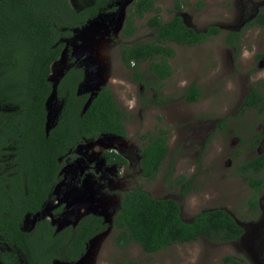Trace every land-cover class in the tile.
Segmentation results:
<instances>
[{
    "label": "rangeland",
    "instance_id": "374dc122",
    "mask_svg": "<svg viewBox=\"0 0 264 264\" xmlns=\"http://www.w3.org/2000/svg\"><path fill=\"white\" fill-rule=\"evenodd\" d=\"M70 2L78 6L77 0ZM131 2L122 0L114 13L100 15L63 39L65 49L51 64L49 79L52 83L58 81L72 56L85 69L82 90L107 85L119 106L132 108L127 112L128 137L123 145L133 160L124 170L104 166L101 157L113 137H105V143L92 141L81 146L82 159L63 166L53 198L40 216L49 218L57 228L74 224L87 213L100 214L110 223L120 193L136 185H142L153 197L177 201L185 221L209 208H224L238 219H245L251 216L248 202L253 193L264 213V169L259 173L241 169L257 152L251 140L262 117L256 108L245 109L241 104L252 87L264 94V27L247 25L257 10L264 9V0H183L179 11L173 10L172 0H155L163 21L181 14L184 23L197 31L210 25L221 29L194 45L167 43L174 50L169 59L171 74L158 91L148 62L138 64L143 73V82H138L133 77L134 69L122 65L119 59L122 43L145 42L153 36L144 17L135 21L137 29L132 37H120ZM229 31L239 33L237 46L228 44ZM245 50L248 57L243 56ZM191 84H196L200 94L190 102L184 96ZM154 98L158 103L153 102ZM47 106L53 120L58 103L51 99ZM221 121L223 129L219 126ZM159 127L167 136L170 157L161 163L154 179L147 182L137 170L135 148L142 136L155 134ZM184 179L192 180L185 193ZM252 179L263 182L258 192L250 185ZM59 205L63 208L55 215ZM249 223L252 224L247 235L254 226V222ZM242 248L237 242L200 238L147 253L134 242L125 248L115 246L110 225L89 241L86 253L74 264H226L225 257L242 253Z\"/></svg>",
    "mask_w": 264,
    "mask_h": 264
},
{
    "label": "trees",
    "instance_id": "16d2710c",
    "mask_svg": "<svg viewBox=\"0 0 264 264\" xmlns=\"http://www.w3.org/2000/svg\"><path fill=\"white\" fill-rule=\"evenodd\" d=\"M121 2L77 0L74 7L70 0L0 1V264H74L85 254L90 239L110 225L115 246L125 248L134 242L147 253L199 236L226 240L241 233L224 209L204 210L185 221L177 201L153 197L142 185L121 193L110 223L97 213H87L76 224L60 229L46 217L31 223L51 199L64 160L76 157L78 145L102 134L125 135L123 118L127 114L108 86L83 92L84 68L74 63L73 57L55 87L48 78L51 64L65 47L63 39L97 16L113 13ZM172 3L173 10H181L183 0ZM159 12L155 0H132L126 9L121 38L132 37L137 29L135 21L144 17L153 34L148 41L122 43L119 48L121 63L133 65L138 82H143L138 64L144 62L149 63V72L157 82L170 76L168 59L174 50L167 43L194 45L221 31L217 25L197 31L187 26L180 14L163 21ZM247 25L264 27V9ZM226 40L237 46L239 33L229 31ZM53 90L58 113L46 131L45 103ZM199 94L196 84H191L185 90V100L196 101ZM242 106L262 113L261 128L251 140V146H259L261 151L243 165L245 171L257 173L264 169V94L252 87ZM219 126L223 129L224 121ZM143 137L147 142L142 147L141 167L144 178L150 180L167 153V136L160 127L155 134ZM262 183L260 179L251 181L254 192ZM248 206L259 211L254 193ZM26 215L30 222L25 227ZM224 261L240 264L232 256Z\"/></svg>",
    "mask_w": 264,
    "mask_h": 264
},
{
    "label": "flooded vegetation",
    "instance_id": "af4514ba",
    "mask_svg": "<svg viewBox=\"0 0 264 264\" xmlns=\"http://www.w3.org/2000/svg\"><path fill=\"white\" fill-rule=\"evenodd\" d=\"M260 10V9H259ZM259 10H257L256 12H258ZM256 12L253 14V18L255 17V15H256ZM181 15V14H180ZM182 17H183V15H181ZM252 18V19H253ZM251 19V20H252ZM121 47V46H120ZM64 49H65V47H64ZM63 49V50H64ZM70 57H72V56H70ZM74 58V57H73ZM170 59V58H169ZM169 59H168V62H169ZM70 60V59H69ZM75 60V59H74ZM121 62V61H120ZM69 63H70V61H69ZM69 63L67 64V66H66V69H67V67H68V65H69ZM74 63H76L78 66H82L83 67V65H81L80 63H78L77 61H74ZM139 64H141V63H139ZM123 65V64H122ZM130 67L132 68V69H134L133 68V65L132 64H130ZM129 67V68H130ZM84 68V67H83ZM85 70V69H84ZM65 71V70H64ZM134 71H135V69H134ZM154 77V76H153ZM169 77V76H168ZM168 77H166V78H164V79H162V80H160L159 82H157V79L154 77V81H155V83H157V85H158V88L156 89L157 91H158V89L160 88V87H162L161 86V83H163V81L165 80V79H167ZM84 80V79H83ZM83 82V81H82ZM82 85V83L80 84V86ZM80 86H79V88H80ZM107 86V85H106ZM79 88H78V90H79ZM108 88H109V86H108ZM186 88H188V87H186ZM82 89V88H81ZM252 89V88H251ZM109 90L111 91V89L109 88ZM83 92L84 93H88V92H93V90H91V91H85V90H83ZM112 92V91H111ZM112 94H113V92H112ZM185 97V96H184ZM113 98H114V94H113ZM114 100H115V98H114ZM116 101V100H115ZM243 101H244V99H243ZM243 101H242V103H243ZM153 102H157L158 103V101H157V99L156 98H154L153 99ZM117 103V102H116ZM141 102H139V104H140ZM118 105V104H117ZM241 106H242V104H241ZM121 107V106H120ZM138 107V106H137ZM123 110H124V112L127 114L126 115V117L125 118H123V128L125 129V135L124 136H119V135H116V134H102V135H100L98 138H96L95 140H93V141H97V142H99V143H105V141L106 140H104L103 141V139L105 138V137H113L112 139H110V140H108V148H106L104 151H103V155H102V157H101V160L104 162V166L105 167H109V166H113V168H116L117 170H118V168H120V169H122L123 168V170H124V168H126V165H128L133 159H131V157H130V154H129V152L127 153V150H126V148L124 147V145H123V141H124V139H126L127 137H128V131H127V124H126V119L129 117L128 115H129V113H127L128 112V109L130 108H128V107H121ZM242 108H243V106H242ZM130 109H132V108H130ZM246 109V108H245ZM160 128V127H159ZM260 128H261V124L259 123V129H258V131L260 130ZM222 129V128H221ZM257 131V132H258ZM119 141V142H118ZM90 142H92V141H90ZM90 142H87V143H85V144H88V143H90ZM140 143H139V145L135 148V152H136V160H137V170H138V172H139V175H140V177L142 178V180H146L145 178H144V174H143V168L141 167V161H142V147H143V145L147 142V139L146 138H144L143 136L141 137V139H140V141H139ZM166 143H167V141H166ZM85 144H80V145H78V148L76 149V157H74L73 159H66V160H64V164H63V166L66 164H68L69 162H71V163H69V164H75L76 162H77V158H79V159H82L81 157L83 156L82 154H81V151H80V147L81 146H83V145H85ZM167 146H168V144H167ZM257 148V152L256 153H260V151H261V147H259V146H257L256 147ZM167 157H170V151H169V149H167V153H166V155H165V157L163 158V160H162V162L165 160V159H167ZM72 161H75L74 163L72 162ZM79 162V161H78ZM161 162V163H162ZM244 165V164H243ZM243 165H241V169L243 170V171H245L244 170V168H243ZM161 166V165H160ZM62 170H63V167H62ZM61 170V171H62ZM77 171V166L75 167V168H73L72 169V172H76ZM159 171V170H158ZM157 171V172H158ZM123 172V171H122ZM253 172V171H252ZM259 172H261V171H259ZM259 172H257V173H259ZM62 173V172H61ZM256 173V172H255ZM157 174V173H156ZM154 179V178H153ZM153 179H150V180H146L147 182L148 181H151V180H153ZM253 180H258V179H252L251 181H253ZM186 181V182H185ZM251 181H250V185H251V187H252V184H251ZM184 182H185V184H187V186H185V191L187 190V188H188V186L191 184V182H192V180L191 179H184L183 180V184H184ZM263 184V183H262ZM56 186V185H55ZM136 186H138V185H136ZM135 186V187H136ZM55 188V187H54ZM134 188V187H133ZM133 188H131V189H133ZM128 190H130V189H124L122 192H126V191H128ZM53 191H54V189H53ZM121 192V193H122ZM121 193H120V196H121ZM183 193H185V192H183ZM52 198H53V192H52V197H51V199L48 201V202H50L51 200H52ZM158 198H160V197H158ZM180 206V205H179ZM62 208H63V206L62 205H59L58 207H56V209L54 210V212H55V215H57V213L58 212H60L61 210H62ZM248 208H249V206H248ZM209 209H214V208H209ZM221 209H224V208H221ZM204 210H208V209H203V210H201V211H204ZM231 217H233L234 218V220H235V222L237 223V225L242 229L241 230V233L238 235V236H236V237H232V238H229V239H226V240H218V239H210L209 237H206V236H199V238L198 239H200V238H205V239H207V240H210V241H212V242H237V243H240V245H242V253H238V254H236V255H232V257L237 261V262H239L240 264H264V244H262L260 247H256L252 242H250V239L251 238H254V239H257L258 237H260V236H262L263 234H264V220H262L263 218H264V213H261V210H262V207L260 206L259 207V211H260V213H259V211H252V209L251 208H249V212H250V214H251V216H246V217H244L245 219H238V217L236 216V215H234L232 212H230V211H228V210H226V209H224ZM200 211V212H201ZM199 213V212H198ZM197 213V214H198ZM197 214H195V215H197ZM180 215H181V208H180ZM194 215V216H195ZM194 216L189 220V221H191L193 218H194ZM41 216H39V217H36L35 218V220L37 219V218H40ZM182 217V216H181ZM248 217H250L251 219L250 220H247V218ZM261 217V218H260ZM42 218V217H41ZM260 218V219H259ZM49 219V218H48ZM34 219L31 221V223H33L34 221H35ZM50 220V219H49ZM257 220H259V221H257ZM257 221V222H256ZM29 222H30V219L28 218V216L26 215L25 216V218H24V221L22 222V225L23 226H28V224H29ZM249 222H254V225H256V224H259V226L257 227V228H255V229H253V228H251V229H249V232H251V234L250 235H247V228L250 226V224H252V223H249ZM247 236H248V239H247ZM197 240V239H196ZM196 240H194V241H196ZM245 240H246V242H245Z\"/></svg>",
    "mask_w": 264,
    "mask_h": 264
},
{
    "label": "water",
    "instance_id": "95a60500",
    "mask_svg": "<svg viewBox=\"0 0 264 264\" xmlns=\"http://www.w3.org/2000/svg\"><path fill=\"white\" fill-rule=\"evenodd\" d=\"M1 1V0H0ZM115 12V11H114ZM113 12V13H114ZM126 13V12H125ZM100 16V15H99ZM99 16H97V17H99ZM96 19V18H95ZM124 19H125V15H124V18H123V21H124ZM94 20V19H93ZM122 24H123V22H122ZM122 24H121V26H122ZM120 30H121V28H120ZM259 66L261 67L262 66V63H260L259 64ZM63 75V74H62ZM48 78H49V76H48ZM61 78V77H60ZM50 80V79H49ZM84 80H85V70H84ZM84 80H83V82H84ZM59 81V80H58ZM58 81H56L55 83H52V86L53 87H55L56 85H57V83H58ZM100 89V87L98 88V89H95V90H93V92L94 91H97V90H99ZM51 99H55V95H54V90L52 91V93L50 94V96L48 97V99L46 100V108H47V120H46V131L48 130V128L50 127V124L53 122V120L55 119V117L57 116V113H58V111L57 112H55V116L53 117V120H51L50 119V116H49V111H48V106H47V104H48V102H49V100H51ZM62 172V171H61ZM57 185V184H56ZM47 205V204H46ZM119 205V204H118ZM45 208V207H44ZM42 212V211H41ZM41 212H38V213H36V215L34 216V220H35V218L36 217H39L40 215H41ZM85 215V214H84ZM111 220H112V218H111ZM262 220H264V218L262 219ZM111 222V221H110ZM53 224V223H52ZM74 224H76V223H74ZM74 224H72V225H74ZM68 225V224H67ZM64 226H66V225H64ZM64 226H62V227H64ZM259 226V224H256V225H254L252 228L253 229H255V228H257ZM62 227H60V228H62ZM60 228H57V229H60ZM104 232V231H103ZM97 236V235H96ZM95 237V236H94ZM93 237V238H94ZM92 239V238H91ZM90 239V240H91ZM250 242H252L256 247H260L262 244H264V234L262 235V236H260V237H258L257 239H254V238H251L250 239ZM88 248V247H87ZM87 251V250H86ZM86 253V252H85ZM84 256V255H83ZM82 256V257H83ZM80 260V259H79ZM78 262V261H77Z\"/></svg>",
    "mask_w": 264,
    "mask_h": 264
},
{
    "label": "clouds",
    "instance_id": "9594fccd",
    "mask_svg": "<svg viewBox=\"0 0 264 264\" xmlns=\"http://www.w3.org/2000/svg\"><path fill=\"white\" fill-rule=\"evenodd\" d=\"M243 56H244V57H248V56H249V53H248L247 50H245V51L243 52Z\"/></svg>",
    "mask_w": 264,
    "mask_h": 264
}]
</instances>
